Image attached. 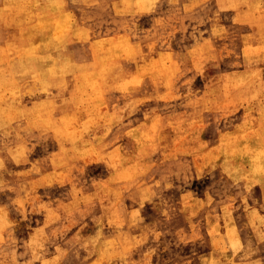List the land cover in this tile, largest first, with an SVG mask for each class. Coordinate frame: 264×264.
<instances>
[{
    "label": "rangeland",
    "instance_id": "1",
    "mask_svg": "<svg viewBox=\"0 0 264 264\" xmlns=\"http://www.w3.org/2000/svg\"><path fill=\"white\" fill-rule=\"evenodd\" d=\"M58 1L0 0V264H264V0Z\"/></svg>",
    "mask_w": 264,
    "mask_h": 264
},
{
    "label": "bare ground",
    "instance_id": "2",
    "mask_svg": "<svg viewBox=\"0 0 264 264\" xmlns=\"http://www.w3.org/2000/svg\"><path fill=\"white\" fill-rule=\"evenodd\" d=\"M54 1H58V0H54ZM59 2V1H58ZM48 3H46V5H47ZM49 6H50V4H48ZM60 5V4H59ZM59 5H57V6H59ZM54 6H55V4H54ZM61 6V5H60ZM48 7V6H47ZM49 8V7H48ZM63 8V7H62ZM47 9V8H46ZM55 9V8H54ZM58 9V8H57ZM56 9V10H57ZM50 11V10H49ZM54 12V11H53ZM46 13V12H45ZM53 15V14H52ZM45 16V15H44ZM47 16V15H46ZM53 17V16H52ZM62 20V19H61ZM47 21V20H46ZM50 24H51V22H50ZM55 25L57 24V22L56 23H54ZM53 35V34H52ZM42 36H43V34H42ZM51 36V35H50ZM42 37H39V39H41ZM36 41V40H35ZM34 42V41H33ZM36 43V42H35ZM43 44V43H42ZM33 45H34V43H33ZM30 48V47H29ZM33 52H35V51H33ZM38 53V52H37ZM40 55V54H39ZM48 55H49V53H48ZM52 55H53V53H52ZM44 69V68H43ZM45 69H47V68H45ZM48 72V71H47Z\"/></svg>",
    "mask_w": 264,
    "mask_h": 264
}]
</instances>
